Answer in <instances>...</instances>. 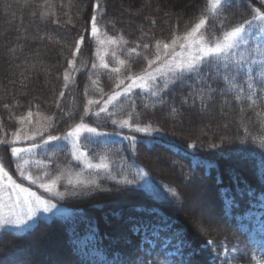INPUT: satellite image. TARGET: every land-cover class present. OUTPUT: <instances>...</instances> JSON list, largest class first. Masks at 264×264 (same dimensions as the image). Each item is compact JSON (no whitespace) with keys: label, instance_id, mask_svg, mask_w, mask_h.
<instances>
[{"label":"trees","instance_id":"1","mask_svg":"<svg viewBox=\"0 0 264 264\" xmlns=\"http://www.w3.org/2000/svg\"><path fill=\"white\" fill-rule=\"evenodd\" d=\"M207 8L208 0H0V139L11 141L29 111L49 119L43 136L78 123L107 134L81 136L94 162L81 180L71 177L79 164L65 141L37 149L27 168L56 181L64 195L32 186L67 212L20 233L2 231L0 264H34L51 238L61 241L66 264H213L224 251V263L264 264V32L249 29L198 75L135 87L109 106L113 115H93L120 80L146 69L157 41L187 31L202 15V31L213 40L251 19L254 8L264 11L261 0H234L215 15ZM94 14L102 34L122 41L110 46L108 69L93 67ZM131 48L141 55H129ZM124 120L129 127L119 126ZM12 146L0 144V163L22 181ZM201 181L216 192V231L182 212L185 188ZM31 243L36 252L27 249Z\"/></svg>","mask_w":264,"mask_h":264},{"label":"rangeland","instance_id":"2","mask_svg":"<svg viewBox=\"0 0 264 264\" xmlns=\"http://www.w3.org/2000/svg\"><path fill=\"white\" fill-rule=\"evenodd\" d=\"M124 12H128V9H122ZM191 28H189L187 31H189ZM185 31V32H187ZM185 32H182L179 35L184 34ZM107 37L105 34H102V32L98 29L96 36L94 37L95 40V50H94V57L96 59V63H94L95 68H103L101 67V60H103L105 63H107V55L112 54L109 53V50L111 49L110 46H112L114 49L117 48V46H121V43L117 41L116 38H111ZM173 39H169L168 41H160L161 42V47H160V55H161V61H157L156 64L152 66L151 69H148L149 71L153 72V79L143 81L144 87L147 88L149 87L152 83H168L171 78L174 76L172 72L168 71L167 68H165L162 64V61L166 59L164 56V49H163V43H170V41ZM115 40L116 42L113 43L112 41ZM180 43H183L181 41ZM169 54L173 52V49L170 47L168 50ZM157 52V49H155V54ZM175 52V59L174 60H169V63H180L181 61H187L191 58L192 55L195 54V50H184L179 47V44L174 49ZM155 54L153 57L150 59H154ZM161 68V71L157 72L155 69L157 67ZM148 67V65H147ZM146 67V68H147ZM145 70V69H144ZM144 70L140 73L143 74ZM130 83V81H124V85L121 87H124ZM141 83V82H138ZM138 87V86H133V88ZM107 100V99H106ZM88 104V103H87ZM104 105V101L101 102L100 107ZM91 106V105H88ZM99 107V109H100ZM90 111V110H89ZM85 113V109L83 111ZM94 112V111H91ZM49 123V119H45V117L38 115V114H32L31 118L25 117L23 120L22 126L20 130L16 131L15 133L19 132L20 139L15 143L13 146L15 147H20V148H29L31 147L32 144H37L38 147L34 148L31 152H24L21 154V157H15L18 160V165L20 166L19 170L17 171L18 176L23 179L22 181L16 178V175H14L11 171L5 170L8 172V174L12 177V180L16 182V184H19L23 186L24 188H28L33 192H36L37 195L41 196V198L46 201L47 206L49 207L50 210L45 211L44 207L45 205H39L33 207V211L31 215L29 216V209L26 207L23 203L16 204L15 201V191L10 188V187H3L0 189V218L2 219H7L11 221H19V223H9L3 227H0V234L4 230L20 233L25 231L26 229L32 227L35 225L38 220L43 219V220H49L52 216L57 215V214H63L67 212V208L62 206L61 204L56 203L55 201L46 198L42 194H40L39 190L37 188H40V190L45 191L43 188L40 187L41 183H50L46 182L43 180H47L46 178H43L42 175L40 174H33L29 168H27L28 164H32V162H36L34 156V153L37 151L39 147L42 146V141L44 139H47V137L51 134H46L43 136V138H40L37 140L38 133H41L44 130V127ZM81 123H78L76 125H71L66 132L63 135H58L62 137L61 140L65 141L68 146H69V151L72 160L74 162L79 164V168L76 171L72 172V179L73 180H81L82 178L84 179V174L86 170L92 169L91 167H94V162H92L85 150L82 148L81 143H80V138L84 133H88L86 131L81 130L79 133H75L74 130L77 125ZM86 125V124H84ZM88 126V125H86ZM90 127V126H88ZM74 132V135L71 137H67L66 134L68 132ZM13 133V135L15 134ZM35 135V140L28 139L27 137ZM12 138V136H11ZM15 139V136H13L12 140ZM60 141V140H59ZM27 162V163H25ZM91 165V167L89 166ZM98 166V164H96ZM21 170L23 171L24 175H21ZM44 174V172H42ZM28 175H31L32 177L36 178V183H32L30 179H27L26 177ZM42 178V180H41ZM26 181V182H25ZM0 183L7 184V180L0 181ZM29 183V184H28ZM36 187H34V186ZM198 185V184H197ZM197 185L189 186L186 187L184 190V198H185V204H184V209L183 213H186V215H189L190 217L193 218L194 222L199 225L200 227L206 228L208 231H216L220 227V222L218 221V213L216 211V204H217V199H216V192L214 191L212 185L209 182H202L201 185L198 188ZM53 192H59L57 187H53ZM49 193V192H47ZM60 193V192H59ZM11 194V197H10ZM53 195L52 193H49ZM24 194L22 193L21 196ZM57 196V195H53ZM51 205H55V207H51ZM54 238H51L47 241H45V246L44 248L42 247L41 250L42 254L35 257L33 261L35 262L34 264H66V263H71L70 261H65L62 260V258H65L66 255L63 253L62 250V243L59 239L53 240ZM35 248H38V246H35L34 243L29 244V248L31 251H37ZM50 248L52 249L50 251ZM227 252L224 251L222 253L221 259L219 260H214L215 262L213 264H230L229 261L227 263H224L222 261L223 257H227Z\"/></svg>","mask_w":264,"mask_h":264},{"label":"snow or ice","instance_id":"3","mask_svg":"<svg viewBox=\"0 0 264 264\" xmlns=\"http://www.w3.org/2000/svg\"><path fill=\"white\" fill-rule=\"evenodd\" d=\"M234 3V0H208V8L206 9L207 12L215 15L220 9H227ZM94 9H99L100 5L99 3L95 4ZM252 6L249 5V8ZM261 7H264V0H261ZM57 22V21H54ZM91 35L93 37L96 36L98 28L96 24V15L94 14L91 17ZM155 21H153V24ZM208 23L207 18L205 16H201L189 31L185 32L182 35H175L173 34V39L170 41V43H163V49L164 56L166 59L162 61V64L165 68L168 69V71L172 72L173 75H176V73H179V76H177V79L182 78L186 73H195L199 74L201 66L205 63V61L211 62L212 58H218L226 54L227 52L231 51L234 47H236L239 42L246 38L245 34L248 32L249 29L255 28L257 31L264 32V11H261L260 8H254L253 14L251 16V19H245L242 23L236 24L231 26L230 30L224 31L221 34V37H217L213 40H209L205 37L204 32L202 30L206 31V24ZM223 27V25H221ZM111 39V38H110ZM84 37L82 36L79 41H77L76 44V52L79 51L80 44L83 42ZM183 41V43H180ZM113 43L116 41L113 40ZM127 43V41H125ZM179 44V47L181 49L190 51L195 50V54L191 56V58L187 61H181L180 63H169V60L175 59V52L174 49ZM139 47V45L137 46ZM149 45L144 44L143 48L147 49ZM157 52L155 54L154 59L148 60V67L144 70L143 74L141 75H128L126 79L130 81L127 85L124 87H121V85H124V80H120L118 84H116V90H114L111 95L108 96L107 100L104 101V105L100 107L99 111L93 113V115L99 116L100 113H107L109 116L113 115L114 113L109 112V106H115L117 103H122L121 98L127 97L132 89L133 86H138L143 88L145 85L142 83L143 81L151 80L153 79V72L149 71L148 69H151L154 64H156L157 61H161V55H160V47L161 42L157 41L155 45ZM173 49V52L169 54L167 51L169 48ZM76 52L73 53L75 56ZM136 54L141 55V53H138L136 51V48L129 49V55ZM147 59V57H144ZM119 63L121 65H124L126 62L124 60H120ZM73 64V61H69V66L71 67ZM95 67V65H93ZM101 67L108 69V64L105 63L103 60H101ZM120 71L119 68H112L111 72L118 73ZM155 71L159 72L161 71V68L158 66ZM65 81H68L69 79V73L66 71L64 75ZM141 82V83H138ZM65 87H67V84H65ZM251 87V85H249ZM155 95V93H153ZM64 96V92L60 93V97ZM203 99V98H202ZM93 103H96L95 101L89 100L88 105H92ZM253 104H255V101H252ZM7 107V106H6ZM57 107H59V104H57ZM89 112V109L86 107L85 114L87 115ZM173 112H175V109H173ZM260 116L261 114H257ZM28 118L32 117V112L29 111L27 114ZM25 118L21 117L20 120L23 122ZM83 120V117H81ZM131 119V116L129 117V120ZM129 120H124L120 122V127H129ZM113 124L117 123L115 120L112 121ZM81 130L86 131L93 136H103L107 135L106 133L98 132L96 128L88 127L84 125L83 123L76 126L74 132L79 133ZM137 132H144L148 133L150 131V127L141 128L136 127L134 129ZM156 131H159L158 129ZM74 132L70 131L66 134L67 137H71L74 135ZM39 135L43 136V133H38ZM15 139L14 140H5L0 139V144H6V145H14L17 143V141L20 139L19 132L14 134ZM28 139L35 140V135L27 137ZM62 137L60 136H54L49 135L47 139H44L42 141V144L47 145L49 142L52 141H59ZM38 147L37 144H32L29 148H20L12 146L10 148L11 155L13 157H21V154L24 152H31L34 148ZM188 147L195 148V144H189ZM27 163V162H25ZM91 167V165H89ZM20 166L18 165V169ZM21 175H24L23 171L21 170ZM27 179H30L32 183H36V178L32 177L31 175H28L26 177ZM7 180V184L0 183V189L3 187H10L12 188L16 195H15V203L20 204L23 203L26 207L29 209V216L31 215L33 211V207L39 206V205H45L44 210L48 211L50 210L47 206L46 201H44L41 196L37 195L36 192L31 191L28 188H24L23 186L16 184L14 180H12V177L8 174V172L5 170L4 165L0 163V181ZM56 181H51L50 183H41L40 187L43 188L46 192L52 193L53 195L57 196H63L64 193L59 192H53V187L55 186ZM24 194L21 196V194ZM11 197V194H10ZM51 207H55V205H51ZM9 223H19V221H11L7 219L0 218V227H3ZM208 244H212V241H207Z\"/></svg>","mask_w":264,"mask_h":264},{"label":"bare ground","instance_id":"4","mask_svg":"<svg viewBox=\"0 0 264 264\" xmlns=\"http://www.w3.org/2000/svg\"><path fill=\"white\" fill-rule=\"evenodd\" d=\"M34 244H36V243H34ZM52 249L50 248V251H51ZM62 260H65V258H62Z\"/></svg>","mask_w":264,"mask_h":264}]
</instances>
